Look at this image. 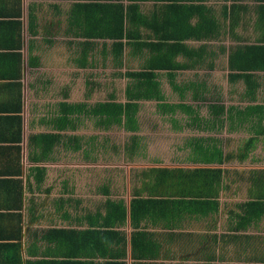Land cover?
<instances>
[{
  "label": "rangeland",
  "instance_id": "1",
  "mask_svg": "<svg viewBox=\"0 0 264 264\" xmlns=\"http://www.w3.org/2000/svg\"><path fill=\"white\" fill-rule=\"evenodd\" d=\"M251 23L244 22L235 30L242 37L240 41L224 31L216 39L189 42L193 46L205 43L213 55L205 56L192 68L176 72L174 80L182 91L172 88L164 71L158 72L164 99L138 101L137 130L129 131L116 125L104 128L96 124L95 118L74 116L76 128L62 133L77 137L72 143L78 142L80 148L66 150L58 144L53 155H59L57 159L61 163L62 207L72 217L76 216L77 229L88 226L86 215L104 213L107 199L122 200L128 205L131 198L146 196L148 192L144 183L148 178L145 172L150 168L219 167L223 169V175L218 185L216 211L204 216H186L170 226L148 220L141 223V228L151 232L158 244L157 256L145 260V264L264 263V216L246 230L235 231L230 222V210H237V204L250 198V172L264 169V155L258 151L260 147L264 149V142L251 153L255 161L248 157L255 147L243 161L232 157L222 164H205L193 159L195 144L201 143L200 139L210 138L224 153L236 154L244 141L254 134L251 126L254 119L240 122L234 114L235 109L230 118H226L224 112V120L212 126L213 115L208 108L210 103L222 104L225 109L264 104V72H254L257 87L253 99L246 94L247 86L242 79L231 82L228 78L229 50L237 44L253 43L257 38L258 31ZM147 32L143 31L144 36ZM79 55L77 44L67 62L70 57L72 62ZM146 57V50L133 55L131 46L126 45L121 56L122 64L115 66L110 41L103 48V41L98 40L88 54L85 67L77 64L75 67L72 63L71 70L62 71L59 88L62 100L92 104L109 100L112 95L116 101H126L125 89L129 79L122 74L126 70H139ZM177 59L182 60L181 57ZM159 102L185 103L193 111L175 107L172 112L163 113ZM194 116L193 123H200V127L188 125ZM256 153L259 155H254ZM118 228L129 240L132 228L128 220ZM124 260L126 264H132L129 243Z\"/></svg>",
  "mask_w": 264,
  "mask_h": 264
},
{
  "label": "trees",
  "instance_id": "2",
  "mask_svg": "<svg viewBox=\"0 0 264 264\" xmlns=\"http://www.w3.org/2000/svg\"><path fill=\"white\" fill-rule=\"evenodd\" d=\"M127 1L124 4L121 0H78L71 10L72 26L77 24V36L80 38V55L75 58L79 67L87 65L88 54L98 40L103 41V48L110 40L115 66L122 64L121 56L126 45L131 46L133 55L146 50L147 57L142 67L139 70H126L122 74L129 79L125 89L126 101H116L112 95L109 100L92 104L61 101L56 110L57 115L51 117L53 128L61 133L31 136V143L38 149L35 155H49L58 144H62L66 150L77 151L80 144L72 143L77 137L62 133L76 128L75 115L95 118L96 124L104 128L116 125L129 131L137 130L138 101L164 99L158 72L164 71L172 88L182 91L174 80L176 72L192 68L205 56L213 55L205 43L193 46L187 40L209 41L224 31L235 40H242L235 31L241 20L239 6L235 4L225 6L223 15L216 17L209 14L208 10L206 13L201 12L199 5L187 3V0H153L160 3L149 15L140 11L139 2L145 0ZM257 7L260 13L255 19L258 31L255 42L237 44L229 50L227 57L229 80L235 82L242 79L247 86L246 94L251 99L257 87V82L253 80L254 72H264V3ZM145 30L148 31L146 36L143 34ZM158 106L163 113L172 112L175 107L193 111L185 103L159 102ZM208 108L213 115L212 126L224 120V112L226 118H230L235 109L234 114L240 122L254 119V123H251L254 134L244 141L236 154L224 153L210 138L205 141L200 139L201 143L195 144L193 159L205 164H222L232 157L243 161L256 146L257 140L264 137V104L250 105L244 109L233 106L225 109L222 104L210 103ZM192 119L188 125L200 127V123H193L196 117ZM145 174L148 178L144 183L148 192L146 196L137 195L130 199L128 205L122 200L107 199L104 213L86 215V228L47 231L48 239H55L62 245L63 259L59 264H126L124 258L128 243L132 264H145V260L157 256L158 244L151 232L141 228L143 221L170 226L186 216H204L217 210L222 168L153 167ZM248 180L250 198L237 204V210H230L231 228L235 231L246 230L264 216V169L251 171ZM127 220L132 228L129 240L118 228Z\"/></svg>",
  "mask_w": 264,
  "mask_h": 264
},
{
  "label": "crops",
  "instance_id": "3",
  "mask_svg": "<svg viewBox=\"0 0 264 264\" xmlns=\"http://www.w3.org/2000/svg\"><path fill=\"white\" fill-rule=\"evenodd\" d=\"M77 2L0 0V264H59L62 245L48 239L47 231L77 229L76 216L62 207L61 163L59 155H53L56 146L49 155L39 157L31 143L33 135L61 133L53 128L51 117L57 115L63 101L59 91L62 71L71 70L72 63L77 67L76 57L67 62L79 39L77 24L72 26L71 22V10ZM157 3L139 2L140 11L149 15ZM187 3L216 17L223 15L225 6L235 4L241 16L238 26L252 21L255 27L260 13L257 6L264 0ZM261 142L263 136L249 153L251 160ZM258 151L264 155L262 147Z\"/></svg>",
  "mask_w": 264,
  "mask_h": 264
},
{
  "label": "water",
  "instance_id": "4",
  "mask_svg": "<svg viewBox=\"0 0 264 264\" xmlns=\"http://www.w3.org/2000/svg\"><path fill=\"white\" fill-rule=\"evenodd\" d=\"M129 222V221H128Z\"/></svg>",
  "mask_w": 264,
  "mask_h": 264
}]
</instances>
